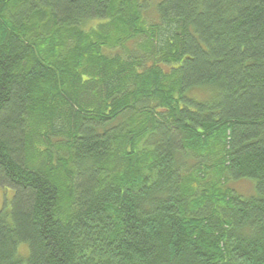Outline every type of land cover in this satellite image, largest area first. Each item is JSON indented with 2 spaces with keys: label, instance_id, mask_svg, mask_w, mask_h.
I'll use <instances>...</instances> for the list:
<instances>
[{
  "label": "trees",
  "instance_id": "1",
  "mask_svg": "<svg viewBox=\"0 0 264 264\" xmlns=\"http://www.w3.org/2000/svg\"><path fill=\"white\" fill-rule=\"evenodd\" d=\"M0 186V264H264V0H0Z\"/></svg>",
  "mask_w": 264,
  "mask_h": 264
},
{
  "label": "rangeland",
  "instance_id": "2",
  "mask_svg": "<svg viewBox=\"0 0 264 264\" xmlns=\"http://www.w3.org/2000/svg\"><path fill=\"white\" fill-rule=\"evenodd\" d=\"M152 4H156L159 0H149ZM228 185L242 196L248 197L256 194L255 180L252 178H244L239 180H229ZM13 188L0 186V209L5 207L7 210L10 207V202L13 197ZM29 247L25 242L17 245V253L19 256L26 257L28 255ZM23 264H26L25 262Z\"/></svg>",
  "mask_w": 264,
  "mask_h": 264
},
{
  "label": "bare ground",
  "instance_id": "3",
  "mask_svg": "<svg viewBox=\"0 0 264 264\" xmlns=\"http://www.w3.org/2000/svg\"><path fill=\"white\" fill-rule=\"evenodd\" d=\"M73 72V71H72ZM92 118V117H91ZM145 140V139H144ZM142 145V144H141ZM204 176V175H203ZM224 181V180H223ZM71 190V189H70Z\"/></svg>",
  "mask_w": 264,
  "mask_h": 264
}]
</instances>
